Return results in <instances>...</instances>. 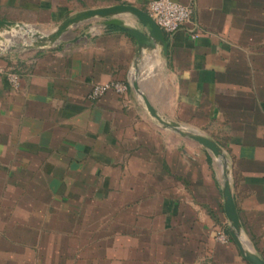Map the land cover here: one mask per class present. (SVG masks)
<instances>
[{"label":"crops","instance_id":"1","mask_svg":"<svg viewBox=\"0 0 264 264\" xmlns=\"http://www.w3.org/2000/svg\"><path fill=\"white\" fill-rule=\"evenodd\" d=\"M149 1L0 0V20L49 31L84 9ZM174 1L191 20L165 33L167 55L143 53L142 90L223 148L244 238L264 259V0ZM121 27L92 18L40 49L0 34V64L18 76L0 74V264H249L229 238L218 162L147 114ZM107 81L128 89L88 97Z\"/></svg>","mask_w":264,"mask_h":264},{"label":"water","instance_id":"2","mask_svg":"<svg viewBox=\"0 0 264 264\" xmlns=\"http://www.w3.org/2000/svg\"><path fill=\"white\" fill-rule=\"evenodd\" d=\"M121 14L133 16L137 22L136 26L124 25L122 19L119 18ZM98 17L104 19L105 25L122 26L125 32L134 39L136 49L131 62L130 85L142 100L147 114L160 127L177 132L179 135L189 138L203 146L218 162L221 172L223 211L228 221L229 235L237 246L241 257L246 262L249 264H264V259L253 250L250 243L244 238L239 215L231 192L228 159L223 148L209 136L188 129L180 122L162 115L154 108L148 96L142 90L139 81V62L143 53L156 48L160 49L163 55H167L168 52V39L165 32L155 23L146 10L130 4H114L88 8L67 16L49 31L40 30L24 22L0 20V34H14L20 40L18 42L19 45L27 49H40L64 43L60 40L66 32L76 28L82 22ZM88 34V30H86L81 35L86 36ZM10 48H14V46L11 45Z\"/></svg>","mask_w":264,"mask_h":264},{"label":"built area","instance_id":"3","mask_svg":"<svg viewBox=\"0 0 264 264\" xmlns=\"http://www.w3.org/2000/svg\"><path fill=\"white\" fill-rule=\"evenodd\" d=\"M147 12L165 33L170 34L177 31L182 25L190 22L193 9L190 5L181 4L174 0H150ZM192 35L195 36L196 34L193 33ZM0 74L6 76L13 86H17L18 76L11 67L0 64ZM127 89L128 85L122 81L99 82L92 86L88 97L96 99L109 90L122 94ZM217 239L221 242H226L229 238L225 234L219 233Z\"/></svg>","mask_w":264,"mask_h":264},{"label":"rangeland","instance_id":"4","mask_svg":"<svg viewBox=\"0 0 264 264\" xmlns=\"http://www.w3.org/2000/svg\"><path fill=\"white\" fill-rule=\"evenodd\" d=\"M7 40L9 45L18 44V42H20L19 38L16 35H13L12 37H10V39Z\"/></svg>","mask_w":264,"mask_h":264},{"label":"trees","instance_id":"5","mask_svg":"<svg viewBox=\"0 0 264 264\" xmlns=\"http://www.w3.org/2000/svg\"><path fill=\"white\" fill-rule=\"evenodd\" d=\"M107 26H109V27H112V26H114V25H107ZM115 27H120V26H116V25H115ZM121 29H122V30H124V28H123V27H121ZM229 238L231 239V237H230V236H229Z\"/></svg>","mask_w":264,"mask_h":264}]
</instances>
